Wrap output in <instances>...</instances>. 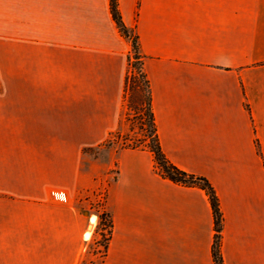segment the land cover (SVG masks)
Listing matches in <instances>:
<instances>
[{"label": "crops", "instance_id": "crops-1", "mask_svg": "<svg viewBox=\"0 0 264 264\" xmlns=\"http://www.w3.org/2000/svg\"><path fill=\"white\" fill-rule=\"evenodd\" d=\"M118 6L162 150L218 195L224 263L264 264V0ZM132 52L110 0H0V264H81L106 182L101 264H216L206 192L162 176L147 148L104 146L124 126Z\"/></svg>", "mask_w": 264, "mask_h": 264}, {"label": "trees", "instance_id": "trees-1", "mask_svg": "<svg viewBox=\"0 0 264 264\" xmlns=\"http://www.w3.org/2000/svg\"><path fill=\"white\" fill-rule=\"evenodd\" d=\"M111 11L116 21L120 31L133 42V52L130 55V71L126 78L125 86V98L127 97L129 91L134 94V102L141 106L142 116L140 120H147L149 124V129L147 130V135L145 136L144 143L138 142L133 146H127L130 148H147L149 149L155 158L158 171L165 178L170 179L175 183H179L185 186L199 187L203 189L209 197L210 203L212 205L214 219H215V240L213 245V258L216 264H225L221 252L222 243V231H223V214L220 207V200L218 195L212 186V184L204 177L197 176L188 173L176 165H174L166 156L162 150L159 134L157 129V124L155 120V114L152 107V94L151 85L149 78L144 69V59L140 53L138 36L133 35L132 32L126 27L122 20V16L119 11L118 0H110ZM145 118V119H144ZM147 138L149 141H146ZM111 140V139H110ZM103 221L108 222V236L107 243L105 246V256L108 249V244L112 235V221L108 214H102L101 223Z\"/></svg>", "mask_w": 264, "mask_h": 264}, {"label": "rangeland", "instance_id": "rangeland-1", "mask_svg": "<svg viewBox=\"0 0 264 264\" xmlns=\"http://www.w3.org/2000/svg\"><path fill=\"white\" fill-rule=\"evenodd\" d=\"M134 35V34H133ZM134 94L132 91H129L127 97L124 99V126L120 132L112 135L108 142L104 146L111 147L114 146L116 148H123L127 146H133L134 144H138V142L144 143L145 136L147 135V130L149 129L148 121L140 120L142 116L141 114V106L136 104L134 101ZM145 119V118H144ZM146 141H149L147 138ZM99 151H96L98 153ZM108 183V182H107ZM106 184V183H105ZM89 193L83 195V198L89 200ZM96 212L100 213V218L102 214H107L106 205L100 207V205L95 204ZM108 222L103 221L98 228V240L88 247L83 261L81 264H101L103 259L105 258V246L107 243L108 236Z\"/></svg>", "mask_w": 264, "mask_h": 264}, {"label": "built area", "instance_id": "built-area-1", "mask_svg": "<svg viewBox=\"0 0 264 264\" xmlns=\"http://www.w3.org/2000/svg\"><path fill=\"white\" fill-rule=\"evenodd\" d=\"M116 173L117 172L114 171L113 174L116 175ZM107 191H108V183L107 182H106V184L98 187L97 190L95 191V196L97 198V204L100 205V207H102V208H103V206L106 205ZM51 196L56 201H60V202H67L69 199L67 192L64 190H59V189L52 190Z\"/></svg>", "mask_w": 264, "mask_h": 264}]
</instances>
